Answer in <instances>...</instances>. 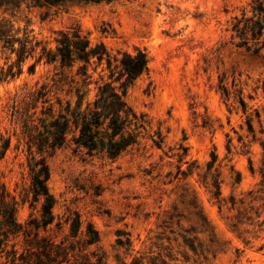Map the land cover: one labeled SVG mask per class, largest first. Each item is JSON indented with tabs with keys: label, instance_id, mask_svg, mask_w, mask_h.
Returning a JSON list of instances; mask_svg holds the SVG:
<instances>
[{
	"label": "rangeland",
	"instance_id": "374dc122",
	"mask_svg": "<svg viewBox=\"0 0 264 264\" xmlns=\"http://www.w3.org/2000/svg\"><path fill=\"white\" fill-rule=\"evenodd\" d=\"M250 1L126 0L8 14L17 27L29 23L49 48L56 47L59 30L79 26L93 44L103 42L112 54L138 47L148 52L149 72L127 95L148 121L139 144L114 161L87 157L72 147L49 158L55 213L65 221L77 212L84 227L92 222L111 264H130L135 255L158 252L171 254V264H264V195L253 201L249 194L259 189L264 173V58L234 46L228 31L232 16ZM39 51L21 75L0 81V130L13 136L0 176L20 200L30 176L24 142L17 148L21 124L11 105L56 71L41 62L29 72ZM4 65L1 58L0 79ZM213 152L222 172V208L204 181ZM191 163L194 172L185 178L179 170ZM185 190L198 199L221 240L216 257L196 255L184 246L177 225H162L174 206L191 218ZM31 212L29 203L23 204L19 221ZM119 232L131 234L133 249L118 245Z\"/></svg>",
	"mask_w": 264,
	"mask_h": 264
},
{
	"label": "trees",
	"instance_id": "16d2710c",
	"mask_svg": "<svg viewBox=\"0 0 264 264\" xmlns=\"http://www.w3.org/2000/svg\"><path fill=\"white\" fill-rule=\"evenodd\" d=\"M123 1L126 0H0V59H5L0 81L21 75L25 62L35 57L39 49L29 72L35 73L41 62L53 64L56 70L11 105L14 119L21 124L17 148L24 142L30 186L20 200L0 176V264H111L101 245V233L92 222L84 227L77 212L65 221L55 213L56 198L49 187V158L59 149L72 147L78 154L114 161L139 144L148 121L146 114L129 104L127 95L137 80L149 72L148 52L138 47L112 54L103 42L93 44L79 26L59 30L56 47L49 48L36 39L29 23L20 28L11 17L26 9L49 13L74 5ZM228 31L234 46L264 58V0H251L242 7L240 13L232 16ZM93 90L95 97L90 99ZM12 140V135L6 136L0 130V162L11 149ZM217 161L218 155L213 152L204 181L222 208L226 199L222 197V172L216 167ZM180 172L185 178L192 175L193 163ZM240 179L238 173V182ZM259 186L256 192L249 193L253 201L264 195V173ZM185 197L191 198L187 206L191 218L174 206L162 225H177L184 246L196 255L206 260L210 254L216 257L222 244L212 222L189 190H185ZM231 199L234 208L237 201L233 196ZM25 203H29L32 212L21 222L18 212ZM185 221L189 227H185ZM66 225L68 230L64 233ZM119 233L118 245L133 249L131 234ZM121 233H125V239ZM168 257L174 259L162 252L143 253L135 255L130 264H171ZM120 262L127 264L125 260Z\"/></svg>",
	"mask_w": 264,
	"mask_h": 264
}]
</instances>
